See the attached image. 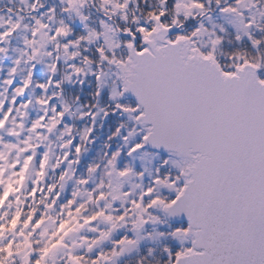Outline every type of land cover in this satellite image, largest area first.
Segmentation results:
<instances>
[{
    "label": "snow or ice",
    "instance_id": "6c2138e0",
    "mask_svg": "<svg viewBox=\"0 0 264 264\" xmlns=\"http://www.w3.org/2000/svg\"><path fill=\"white\" fill-rule=\"evenodd\" d=\"M62 3L83 34L37 19L0 82V264H264V0H99L98 28ZM73 78L95 82L76 111ZM101 120L103 163L78 177Z\"/></svg>",
    "mask_w": 264,
    "mask_h": 264
},
{
    "label": "trees",
    "instance_id": "16d2710c",
    "mask_svg": "<svg viewBox=\"0 0 264 264\" xmlns=\"http://www.w3.org/2000/svg\"><path fill=\"white\" fill-rule=\"evenodd\" d=\"M148 3L152 7H156L157 0H148ZM28 4L21 3V0H0V17H3L0 20V31H6L9 27L8 21L11 20L13 23L19 22V29L14 31V34L8 37L3 44H0V47L6 48L5 54H0V82L4 79H7V73L9 70L14 67V61L20 57L21 53L26 50V41H31L33 39L32 31L35 27V21L37 19H42V22L47 23L50 27L55 29L61 22L70 26L73 29L74 35L83 34L84 26L81 23H77V16L75 14L65 13L63 11L65 5L62 3V0H39V3L36 5L37 11L33 12L31 10L32 0H28ZM27 5V6H26ZM95 6L96 0H95ZM100 9V7H98ZM54 10V12L50 11ZM43 13V16L41 14ZM52 17L50 20L49 17ZM86 16L89 17V22L97 24L101 18L98 17L96 12L90 10V13H87ZM93 26V25H92ZM63 43V42H61ZM49 63L48 60H44L43 63L38 65L39 73L38 77H34V81L39 79V81L46 82L49 71L45 65ZM71 63V62H69ZM23 66V65H22ZM70 72V69L67 64L58 68L57 78L63 80L64 76ZM25 73L17 70L16 79H23ZM3 85L0 83V92L3 91ZM64 93L62 99L72 104L73 111H76L77 108L83 107L84 105L90 104L92 99H94V88L95 86L88 84L84 81V84L81 85L79 79L73 78L71 83L65 82L63 85ZM11 91V90H10ZM76 97H80V101L77 102ZM2 98V97H0ZM86 111L87 109L84 108ZM41 114L40 108L35 111V116L39 117ZM79 113L76 116L71 118V125L73 127V135L76 136L78 133L85 127L90 124V121H80L78 119ZM109 133V124L105 121H98L96 125V134L95 140L96 143L89 144L87 150L82 153L81 165L78 169V174L80 176H88L87 168L90 165L102 164L104 160L105 148V137ZM59 143V141H57ZM74 158V157H73Z\"/></svg>",
    "mask_w": 264,
    "mask_h": 264
},
{
    "label": "rangeland",
    "instance_id": "374dc122",
    "mask_svg": "<svg viewBox=\"0 0 264 264\" xmlns=\"http://www.w3.org/2000/svg\"><path fill=\"white\" fill-rule=\"evenodd\" d=\"M24 4H27V5H29L28 4V0H26V3H24ZM88 4V3H87ZM86 7H87V5H86ZM84 8V9H82V14H84V15H86V13H85V9H87V8ZM214 18L216 19V20H220L221 18L220 17H216V16H214ZM77 19H78V17H77ZM78 24L80 23V21H79V19L76 21ZM87 24H88V26L90 27V28H92V23L90 22L89 23V21H87ZM99 27V24H97L96 26H93V28H98ZM45 60H47L46 58H45ZM85 81L88 83V84H91L92 86L94 85L95 86V82H94V79H92V78H88V79H85ZM34 106H35V103H33V106L31 107V109H30V115H29V119L25 122L26 123V126H28L29 124H30V121H31V119H35V118H38V117H36L34 114L35 113H32L33 112V108H34ZM99 178L100 177H90V179H91V181L93 182V183H98L99 182ZM48 179H49V182H51V183H55L56 182V177H55V175L54 174H52V173H49V177H48ZM136 253L137 251H133V252H131V253H129V254H126L124 257H122L121 258V261H120V264H138V262L136 263V261H133V262H130V261H132V259H131V255L133 254V253ZM130 259V260H129Z\"/></svg>",
    "mask_w": 264,
    "mask_h": 264
}]
</instances>
